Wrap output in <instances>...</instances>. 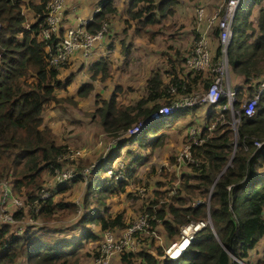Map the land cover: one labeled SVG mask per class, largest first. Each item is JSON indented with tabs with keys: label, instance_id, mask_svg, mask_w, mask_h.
I'll return each instance as SVG.
<instances>
[{
	"label": "trees",
	"instance_id": "1",
	"mask_svg": "<svg viewBox=\"0 0 264 264\" xmlns=\"http://www.w3.org/2000/svg\"><path fill=\"white\" fill-rule=\"evenodd\" d=\"M46 1L0 0V181H11L13 193L24 198L32 207L31 217L35 219V213L51 217L57 209H74L75 206L70 201L53 203L49 197L40 202L37 211L33 207L45 179L62 167L60 158L68 150L65 143L55 139L51 129L43 126L42 115L47 106L63 100L54 92L62 85L58 78L59 68L50 66L47 60L53 40L40 36L45 25ZM177 3L178 0H129L126 8L129 18L124 21V32L129 25H134V33H147L148 27L159 25L162 19L172 16ZM100 4L99 12L86 25L89 31L98 29L107 20L108 13L116 12L112 0H100ZM256 5L259 15L254 26L250 17ZM24 8L35 17L27 26ZM231 26L233 35L225 56L230 73L242 77V85L234 92L236 99L232 107L237 111L244 98L256 93L264 73L262 0H240ZM65 29L60 26V36ZM220 55L218 45L213 63ZM181 59L179 53L175 59L170 57L167 61L170 70L165 73L153 70L146 79L145 96L135 103L122 104L114 94L97 101L92 118L97 119L103 131L118 143L107 159L99 162L87 175V192L81 203L86 212L78 220L84 227L80 238L53 239L49 236L52 233L46 230L48 228L39 227L36 231L41 233L27 229L23 234L16 235L9 224L4 225L0 227V264H18L21 259H24V264H81L82 258L87 255V252L80 253L83 241L99 240L94 232L85 228L86 224L96 223L102 233L106 229L127 228L130 225L126 224L122 213L104 216L99 207L103 206V198L108 195L106 192L114 193L116 189L125 191L134 174L132 165L125 172L127 177L122 180L115 176L101 179L100 175L127 142H134L141 148L162 144V137L150 141L148 133L168 127L177 117L185 116L196 107L177 110L148 124L134 136L126 140L122 138L132 126L158 110L160 100L170 104L173 95H189L209 88L212 76L208 72L189 71L179 75L176 66ZM89 68L92 78L98 73L103 77L109 73V66L104 61L94 62ZM164 74L169 77L167 82L163 80ZM90 88L92 85L84 84L78 91L79 95L85 96ZM226 102V96H222L218 105ZM209 110L205 125L214 122L213 129L210 133L207 129L202 132L201 143H191L192 157L200 161L190 164L193 173L182 174L178 192L171 200L159 202L161 193L154 203L141 206V212L147 210L162 221L167 239L178 236L180 228L189 223L205 221V225L193 233L191 241L176 259L160 258L164 250L153 246L147 233L141 236L143 245L136 251L118 254L117 264H241L237 260L251 264L249 253L264 236V172H261L264 167V89L253 115L247 116L242 111L237 113L239 121L235 130L231 127L230 109L212 110L210 107ZM255 142L261 144L256 145ZM172 178L176 179V176L172 175ZM191 179L195 182L190 183ZM81 180H86V177L78 175L66 183L75 184ZM184 193L191 199L207 197L209 203L190 204L189 197L183 196ZM93 198L98 204L97 209L89 207ZM157 203L159 207L153 211ZM167 214L170 218L165 220ZM20 216L21 212H17L15 217ZM32 234L36 239H31ZM146 241L154 252L144 248ZM252 264H264V252Z\"/></svg>",
	"mask_w": 264,
	"mask_h": 264
},
{
	"label": "rangeland",
	"instance_id": "2",
	"mask_svg": "<svg viewBox=\"0 0 264 264\" xmlns=\"http://www.w3.org/2000/svg\"><path fill=\"white\" fill-rule=\"evenodd\" d=\"M182 1L187 5H191V9H187L184 4H179L175 13L169 19L168 25L160 23L159 25L148 27L149 29L147 33H133V35H135L130 39L132 41L130 52L126 53L124 50L126 43L123 44V46L121 42H119L120 46L117 44L121 33L117 32L116 34H113L112 40H116L117 42L116 44H113L112 47L109 48V52H107V56L110 59L108 60L109 73L106 77L101 76L100 73L92 78V76L90 77L91 71L89 70L88 65L77 62L75 65L70 64L68 62L70 60H67V63L63 65L62 68L60 67V79L64 82L67 79L68 81L64 85V88L62 86L55 91V94L61 96L63 100L56 105L54 104L56 112H58L56 113L54 111V116L56 122L66 119L67 124L58 127V130L63 128V131H58L57 134L53 132L51 127L48 128L54 133L56 140H65L64 142L72 154L78 152L75 156L77 159L75 160H70L66 157L62 158V168L74 167L80 171L83 169H89L90 166L93 165V168H95L98 162L107 159L106 157L109 155V151H111L118 143L116 139L109 137L103 131L97 119L92 118L91 113L94 112L98 106V100L103 98L108 99L114 94L118 102L122 104L129 105L135 103L146 94V79L149 74H151L150 71L155 70V68L162 70L166 67V55L177 51L182 53L183 51L182 55H184V58L185 55L188 54L193 41L199 37L196 32L198 27L195 23L197 22L195 19V8L198 4L196 0ZM225 1L226 0H206L207 11L210 9L208 15L213 14L217 7ZM262 4L264 5V0H262ZM25 13L27 20L25 25L27 26L35 20V17L31 11ZM124 14L128 19L129 16L126 13V10L124 11ZM106 22L108 23L107 20ZM109 24L111 23L109 22ZM123 24L126 26V22ZM172 25H174V30L176 31L172 30V32H169L170 29L168 28H171ZM111 28L112 26H110V30ZM129 29L134 32V25H129ZM165 32H168L169 34ZM153 33L155 34L152 35ZM171 34H174L177 39L169 38ZM214 34L216 35V33ZM164 39L168 41L165 42ZM216 40L217 39L215 38V42ZM169 44L175 46L174 51L168 49ZM182 48H184V50H181ZM231 76L232 74L228 69L227 77L223 83L224 87H229V84L231 85ZM167 81L168 80L165 77V82ZM83 84L92 85V88L87 90L85 96L79 95L78 92ZM158 103L161 106L165 105L163 100H160ZM230 112L232 119L231 127L235 130L238 124V114L236 110ZM206 113L207 111L198 104L185 116L177 117V120L175 119L176 121L171 123L168 127H164L158 131L156 130L155 132L153 130L149 132L148 136L150 137V141H156V139L162 137L163 143L154 148H141L134 142H127L121 149L118 158L113 161L112 171L117 174V177L119 178L118 180H122L127 177L125 172L127 171V168L132 165L131 168L134 169V174L127 186H125L124 192L121 191V189H116L114 193L106 192L108 195L103 198V206L99 207L101 208L100 213L106 216L108 213L114 215L117 212H120L123 214L126 224H129L133 220H136L143 212H147V210L141 212L142 204L154 203L161 193L159 202L171 200L172 198L167 199V193L172 189L174 190L175 195L178 192V187L181 181H178L177 175H181L182 173H193L190 164L183 161L180 155L185 151L186 144L189 143L190 134L193 136L194 141L197 139L199 133L205 130V126L210 125H205ZM211 124L212 125L210 126L213 127L214 122ZM56 126L57 124L53 122L54 129ZM123 139L126 140V138ZM137 159L139 161L133 164L132 161ZM88 173L89 171L85 174L86 180H81L75 184H72L71 182L66 183L65 186L60 185L62 188L57 186V184H49V182H47L50 180L51 174L47 176L43 183V185L49 188L50 195L48 197L52 198L53 203L70 201L75 204V210L73 208L65 210L57 209L51 217H43L35 213L34 215H36L37 218L31 219L30 217L33 209L28 206V203L25 202L24 198H22L25 202L23 208H11L9 210L10 212H13L15 216L17 212H21V216L17 218L19 226L24 228L29 226L48 228L47 230L52 233V235L49 236H52L53 239H71L72 236L75 235L77 238L82 234L83 230L82 224H80L78 220L81 215L86 212L83 207L81 208V203L83 201V196H85L87 192ZM172 175H175L176 179H173ZM100 178H109V174L106 173V171H102ZM193 182L195 181L191 179L190 183ZM183 196L186 198L189 197L185 193ZM189 203L208 204L209 201L207 197H193V199L189 197ZM76 206L77 209L75 208ZM89 207L92 209L98 208V204L95 202L94 198L90 199ZM158 207L159 204L157 203V205L154 206L153 211ZM104 208L106 209L105 212L103 211ZM169 218L170 216L168 214L165 215V220ZM156 219L157 221L153 222L155 234H149V239L153 246H156L155 244L160 242L158 241L159 239H157L158 237L162 239L163 236L166 237L165 232L160 226L162 225V221L157 217ZM12 225L10 226L12 232L15 234L16 232ZM85 228L94 232L99 240H84L80 253L85 254L87 252V255L82 258L81 264H93L96 256V248H98L101 241L102 231L96 223H88L85 225ZM124 229L125 228L110 230H112L115 235H120ZM180 236L181 230L179 235L174 237L173 240H179ZM262 238L264 240V237ZM31 239H36V236L32 234ZM171 242L162 240L165 249ZM148 243L149 241L145 242L144 248L152 247L148 245ZM142 245L141 241L140 246ZM261 246L257 247V249L261 248ZM263 252V248L260 249L259 254H256L255 250L251 251L249 253V256H251L249 257V263L252 264L255 260L261 258ZM233 259L236 260V258ZM117 263L118 255L114 256L110 264Z\"/></svg>",
	"mask_w": 264,
	"mask_h": 264
},
{
	"label": "built area",
	"instance_id": "3",
	"mask_svg": "<svg viewBox=\"0 0 264 264\" xmlns=\"http://www.w3.org/2000/svg\"><path fill=\"white\" fill-rule=\"evenodd\" d=\"M239 0H226L224 3L219 5L216 11L206 19L208 27L215 26L216 34L219 39V46L221 55L219 59L213 63L212 56L209 49L208 36L206 33L199 35L196 40L191 45V48L187 55L184 57V67L187 72L189 71H209L212 73L211 83L209 88L198 94L193 93L189 95H178L172 98L170 104L162 105L158 110L152 113L144 121L136 123L123 135V138H128L134 136L138 131L147 126L148 124L166 118L177 110L193 107L198 104H207L212 110L230 109L233 110V102L235 100V90H231L230 87H224L223 83L228 74V64L226 60V48L230 44L232 39V20L235 15L237 5ZM64 0H47L45 5V25L40 31V36L42 39L52 38L53 44L48 49V63L50 66L60 68L67 63V60L75 54L76 52H81L83 56H88L94 43L106 34L108 30V24L103 21L98 29L95 31H89L86 28L88 24L87 20H80L76 26L67 27L63 34L59 35L60 22L63 17L64 12ZM100 8L95 9V13L99 12ZM195 19L200 22L203 19V7L198 5L195 8ZM264 89V74L261 76L259 81V87L256 93L246 98L242 101L240 110L236 112H243L247 116L254 114L255 109L258 104L259 96ZM172 91H174L172 89ZM222 96H226V104L220 106L218 105L219 99ZM239 121V118H237ZM212 125V124H210ZM207 125L205 129L210 133L213 129L212 126ZM204 129V128H203ZM202 129V130H203ZM201 130V131H202ZM193 134V133H192ZM202 132L199 133L196 140L193 141V136L190 134L189 143L185 146V151L181 153L183 161L189 164H198L200 161L195 160L192 157L190 151L191 143H201ZM256 145H260V142H255ZM78 152L73 154L67 150L64 155L60 158L66 157L70 160H75ZM112 164H108L105 168L106 173L109 177L115 176L116 173L112 171ZM90 166L89 169L77 170L74 167L59 168L54 170L51 174L49 184H57V186L63 185L64 183L72 180L78 175L85 177L86 172L93 169ZM121 178V177H120ZM46 182V183H47ZM50 195V190L47 186L42 185L39 192L37 193V199L33 203L34 209L37 211L40 207V202L45 201ZM175 195L174 190H170L167 193V199H171ZM24 200L21 196L13 193L12 184L8 179L0 181V227L4 225H12L15 229L16 235L23 234L24 227L19 226L18 219L15 217L13 212H10L11 208H23ZM25 210V209H24ZM33 219L32 217H30ZM157 221L155 214H149L148 212H143L136 220H133L130 225L123 230L120 235H115L112 230L106 229L103 231L101 236V241L96 248V256L94 258L93 264H110L114 256L121 254L123 252L136 251L141 244V236L145 234H155L153 222ZM205 221H199L197 223H189L180 228L181 236L179 240H173L166 249H164V254L160 256L161 258L167 256L170 258H175L182 249L179 250L178 254H174L173 250L176 247L181 246L183 240L187 238V244L191 241L193 233L199 228L205 225ZM185 227V228H184ZM189 229L188 234L184 231ZM243 264H248L243 261Z\"/></svg>",
	"mask_w": 264,
	"mask_h": 264
},
{
	"label": "crops",
	"instance_id": "4",
	"mask_svg": "<svg viewBox=\"0 0 264 264\" xmlns=\"http://www.w3.org/2000/svg\"><path fill=\"white\" fill-rule=\"evenodd\" d=\"M196 1H197V4L198 5H201L203 7V19L200 22H195L197 24V27H198V29H197L196 32L198 33V35H200L202 33H206L207 34V36H208V42H209V49H210V53H211L212 60H213V57H214V54H215V50H216V48L219 45V39H218V35H215L214 34V33H216V28H214L215 26L208 27L207 26V23H206L207 17L211 16L212 14L211 15L210 14L208 15V13H210V9H209V11H207V8H206L207 2H206V0H196ZM112 4H113V7H115L116 12L108 13L106 15V18H107V21H108V23H107L108 24V30H107L106 34L103 35L100 39H98L94 43V45L92 47V51L90 52V54L87 57L86 56H83L81 52H76L75 54H73L71 56V58L69 59L70 61H68L70 64H74L75 65L76 62H77V63H81V64H84V65H88V68H89L90 65L92 63H94V62L104 61V62L107 63V65H109L108 60L110 58L107 56V52H109V48H111L113 44H116L117 41L116 40H112V38H113V34H116L117 32L121 33L117 44L119 45V42H121L122 43V46H123V44L126 43V45H125L126 53L127 52H130V48L132 47L131 46L132 41L130 39L135 34L133 35L134 32L131 29H129V28L127 29V32L125 33L124 32V28L126 26L123 24L124 21L127 19L126 16H125V14H124V11L126 10L127 5L129 4V0H112ZM179 4H184L187 9H189V8L191 9V5H187L182 0H178V3L175 5V10L177 9V7H178ZM64 5H65V7H64L63 17H62V20L60 22V26L62 28L76 26L80 22V20H87V22L89 23L92 20L94 14H95V9L97 7L100 8V6H101L100 0H64ZM23 12L25 13V12H30V11H29V9L24 8L23 9ZM258 15H259V11H258V6L256 5L252 9V13H251V17H250V19H251V21H252V23H253L254 26L257 25ZM172 16H169V17H167L165 19H162L161 20V23H164V24L168 25L169 24L168 23L169 22V19ZM109 22L111 24H109ZM110 26H112L111 30H110ZM168 29H170L169 32H172V30H174V25H172L171 28H168ZM174 31H176V30H174ZM165 33L169 34L168 32H165ZM197 33H195V34H197ZM214 37L217 39L216 42H215V38ZM169 38L177 39L174 34H171ZM164 41L167 42L168 40L164 39ZM168 46H169L168 49L170 51H174L175 50V46H173L172 44H169ZM166 48H167V45H166ZM181 50H184V48H182ZM131 51H133V50H131ZM177 53L180 54V56L182 57V59L180 61V64L178 66H176V69L179 72V75L180 74L182 75L184 73H187V71H186V69L184 67V58H183L184 55H182L183 51H182V53L177 51V52L171 53L169 55H166L165 60H166L167 65H166V67L164 69H162L163 71L160 70L161 72L165 73L167 70L168 71L170 70V67H169V64H168L167 61H168V59L170 57L173 58V59H175ZM61 68H59V74H58L59 80H61L60 77H59L60 76V69ZM155 69H158V68H155ZM89 70H90V68H89ZM151 72L152 71H150V73ZM204 72H208L212 76V73L211 72H209V71H204ZM99 74L100 73H98L97 75H99ZM90 77H91V75H90ZM165 77H166L167 80H169L168 75L164 74V76H163L164 82H165ZM67 81H68V79L65 80V82L61 80V82H62L61 87L63 86V88H64V85L66 84ZM83 85H81V87ZM240 85H242V77L240 75L232 74V76H231V85L229 84V87L231 88V90H235ZM56 90H58V88L55 89V91ZM202 92H204V91L201 90V91L194 92V93L200 94ZM174 96L175 95H173L171 98H173ZM58 97H61V96H58ZM53 106H54V103L52 102V103H50L47 106V108L43 112V115H42L43 116V126L51 127L53 129V132L55 134H57L58 131H63V128H60L58 130V127L65 126L67 124V122H66V119L61 120L59 122H56L55 121L56 119H55V116L54 115H55L56 109H55V106L54 107ZM200 106H202L205 109V111H207V113L205 115V120H206V116L211 111V110H209L210 109V106L207 105V104H200ZM56 113H58V112H56ZM47 119H48V121H47ZM46 121H47V123L45 124ZM53 122L57 124V126H56L55 129L53 128ZM64 141L65 140L62 139L59 142L65 143ZM108 154H110V151H109ZM119 154H120V152H119ZM119 154H117V156L113 159V161L116 158H118V155ZM261 172H264V167L261 169ZM182 174H185V173H182ZM182 174L181 175H177L178 181H181L182 180ZM10 183H11V181H10ZM33 219H35V218H33ZM160 226H161V228L163 230L162 225H160ZM82 228L84 229V227H82ZM27 229H29L31 232H34L35 231V232L41 233V231H36L38 229L37 226H34V227H31V226L26 227V228H24L23 233ZM75 236H72L71 239H67V240H76V239L80 238V236L77 237V238ZM157 239H159L158 241H160V242L158 244H155V245L156 246H160L163 250L165 248H164V245L162 244V240H164V241L166 240V241H169V242H171L173 240V239H167L165 236H163V239L160 238V237H158ZM83 243H84V241H83ZM259 246H261V248L257 249V247H259ZM262 248L264 249V240H263V238H261L259 240L257 246L254 248L255 253L256 254H259L260 253V249H262ZM148 249L151 252H154V249H152L151 247H149ZM249 257H251V256H249ZM257 257H258V255H257ZM18 264H24V259H21Z\"/></svg>",
	"mask_w": 264,
	"mask_h": 264
},
{
	"label": "bare ground",
	"instance_id": "5",
	"mask_svg": "<svg viewBox=\"0 0 264 264\" xmlns=\"http://www.w3.org/2000/svg\"><path fill=\"white\" fill-rule=\"evenodd\" d=\"M188 232H189V229H186V230L184 231L185 234H188ZM186 245H187V238H185V239L183 240V243L181 244V246L176 247V249L173 250L172 255H174V254L177 255L178 252H179V250L182 249L183 247H185Z\"/></svg>",
	"mask_w": 264,
	"mask_h": 264
},
{
	"label": "clouds",
	"instance_id": "6",
	"mask_svg": "<svg viewBox=\"0 0 264 264\" xmlns=\"http://www.w3.org/2000/svg\"><path fill=\"white\" fill-rule=\"evenodd\" d=\"M239 1H240V0H239ZM237 6H238V5H237ZM235 13H236V12H235ZM229 71H230V70H229ZM98 163H99V162H98ZM187 245H188V244H187ZM185 248H186V247H185ZM185 248H184V249H185ZM178 256H179V255H177L176 258H177ZM165 257H167V256H165ZM163 258H164V257H163ZM168 258H170V257H168ZM176 258H175V259H176ZM170 259H173V258H170ZM240 261H241V260H240ZM241 262H243V261H241ZM239 263H240V262H239Z\"/></svg>",
	"mask_w": 264,
	"mask_h": 264
},
{
	"label": "water",
	"instance_id": "7",
	"mask_svg": "<svg viewBox=\"0 0 264 264\" xmlns=\"http://www.w3.org/2000/svg\"><path fill=\"white\" fill-rule=\"evenodd\" d=\"M182 251H183V249L181 250V252H182ZM181 252H180V253H181ZM180 253H179V254H180ZM179 254H178V255H179ZM175 258H176V257H175ZM175 258H173V259H175ZM236 260H237V259H236ZM237 261L240 262L241 264H243L240 260H237Z\"/></svg>",
	"mask_w": 264,
	"mask_h": 264
}]
</instances>
